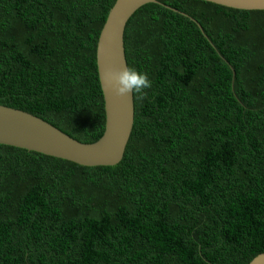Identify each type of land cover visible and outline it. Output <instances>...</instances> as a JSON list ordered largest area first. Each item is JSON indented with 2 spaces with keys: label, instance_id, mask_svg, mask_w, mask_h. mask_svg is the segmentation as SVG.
I'll return each mask as SVG.
<instances>
[{
  "label": "trees",
  "instance_id": "1",
  "mask_svg": "<svg viewBox=\"0 0 264 264\" xmlns=\"http://www.w3.org/2000/svg\"><path fill=\"white\" fill-rule=\"evenodd\" d=\"M114 2L0 0V104L98 140L96 45ZM124 48L152 86L133 94L119 163L0 144V264H247L264 251V10L149 2Z\"/></svg>",
  "mask_w": 264,
  "mask_h": 264
},
{
  "label": "water",
  "instance_id": "2",
  "mask_svg": "<svg viewBox=\"0 0 264 264\" xmlns=\"http://www.w3.org/2000/svg\"><path fill=\"white\" fill-rule=\"evenodd\" d=\"M242 10H264V0H204ZM158 0H115L99 32L96 67L104 101L105 124L95 142L78 141L47 121L26 111L0 104V144L62 158L83 166H112L123 157L134 123L133 93L117 96L103 79L106 68H127L124 30L132 14L142 5ZM170 9L177 11V9ZM190 17L189 15H185ZM202 30L201 25L190 17ZM227 62V61H225ZM232 70V84L235 71ZM247 264H264V251Z\"/></svg>",
  "mask_w": 264,
  "mask_h": 264
},
{
  "label": "clouds",
  "instance_id": "3",
  "mask_svg": "<svg viewBox=\"0 0 264 264\" xmlns=\"http://www.w3.org/2000/svg\"><path fill=\"white\" fill-rule=\"evenodd\" d=\"M103 79L117 96L124 97L133 93L138 100H143L147 95L145 89L152 86L148 74L134 67L122 68L119 71L106 68L103 72Z\"/></svg>",
  "mask_w": 264,
  "mask_h": 264
}]
</instances>
